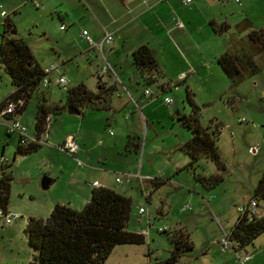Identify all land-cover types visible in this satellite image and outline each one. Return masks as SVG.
<instances>
[{
	"label": "rangeland",
	"instance_id": "rangeland-1",
	"mask_svg": "<svg viewBox=\"0 0 264 264\" xmlns=\"http://www.w3.org/2000/svg\"><path fill=\"white\" fill-rule=\"evenodd\" d=\"M200 2L202 4L197 9L195 6L185 7L181 0H175L170 6L161 3L162 9L158 13L152 15L154 10L143 17L140 15L146 7L138 10L134 7L133 10L129 0H114L109 5H113L120 14L128 13L129 18L135 21L131 28L141 37L143 35L139 30L149 23L146 18L150 15L154 21L158 17L173 15L185 26L190 22L194 31L204 27L207 34L213 32L207 22L209 17L218 21L227 18L232 24L243 21L238 0ZM37 3L33 0H0V45L5 20L2 13L5 12L16 25L15 37L28 43L41 68L46 70L52 65L61 68L67 78V86L51 84L44 91L49 105L66 108L51 114L47 132L42 135L41 148L25 156L16 155L20 138L18 134L10 136L7 133L6 125L10 121L0 120V178L5 173L13 176L8 214L18 215L11 224L0 220V264H30L33 261L36 251L30 246L26 234L28 220L47 219L54 203L67 201L72 197L73 190L85 184L83 175L88 171L92 175L86 181L132 175L129 183L115 184L119 191L133 200L129 229L148 232L144 245L116 247L115 250L134 252L136 257L131 263L112 257L107 264L166 261L175 248L172 235L180 229L190 235L194 249L177 264H238L234 251H224L221 243L227 239L240 216L238 208L253 200L254 190L264 173V55L257 56L260 72L243 81L234 88L236 94H231L234 90L231 89V81L218 66L217 59H212V45L205 50L209 53V61H203L199 51L188 41L187 47L180 49L194 66L203 65L204 77L200 73L184 81L177 78L174 72L168 73V76L160 72L156 76L158 84L148 85L134 63L123 67L122 72L120 64H117L115 74L119 73L125 86L117 81L118 92L113 102L115 110L110 113L88 110L84 116L74 115L69 113L66 105L67 90L83 83L96 92L99 82L97 72L107 65L99 52L91 53L81 34L87 31L93 39L90 28L102 26L85 0H37ZM67 11L69 16L64 14ZM60 15L64 16V20ZM179 15L183 17L177 18ZM231 36L234 35L226 32L213 37V44L225 47ZM107 58L113 65L110 55L107 54ZM177 66L184 65L177 61ZM115 74L114 79H117ZM109 75H105L103 80L109 81ZM187 88L201 107L202 126L208 127L213 120L221 126L218 146L226 165L224 172L207 159L199 161L196 173L187 168L190 159L181 146L193 137V133L180 121L181 117L191 113L186 101ZM147 90L152 92V96L145 94ZM13 91L11 79L0 61V101ZM167 97L173 100L169 106L164 102ZM234 97L232 107L228 98ZM38 100L35 94L23 114L15 118L31 137L36 132ZM129 129L139 139L138 152L126 150ZM48 131L50 135L46 140ZM68 135H71L68 138H76L83 167H79L72 156L58 149ZM83 154H88L91 159L86 160ZM215 174H222L224 181L210 191L196 179L197 175ZM45 177L53 181L47 190L42 187ZM155 178L170 180L154 192L150 181ZM146 193L152 194L150 202L146 200ZM74 201V207L82 210V200ZM140 208H144L146 213L140 214ZM160 211L165 213L163 217ZM260 216H264L263 203L258 209ZM163 229L166 232L160 231ZM246 250L255 254L248 264H264V234ZM149 252L151 258L148 257Z\"/></svg>",
	"mask_w": 264,
	"mask_h": 264
},
{
	"label": "trees",
	"instance_id": "trees-1",
	"mask_svg": "<svg viewBox=\"0 0 264 264\" xmlns=\"http://www.w3.org/2000/svg\"><path fill=\"white\" fill-rule=\"evenodd\" d=\"M216 34L222 35L231 30L228 24L217 28L211 23ZM238 35L247 33L242 38V46L237 52H226L217 58V64L231 81L232 89L243 81L257 75L260 67L256 56L264 55V29H255L252 23L245 19L235 28ZM17 35V28L13 20L6 16L4 33L0 45V61L5 72L10 77L14 91L1 104L22 101V113L35 94L38 95V108L35 124V134L40 140L47 132L51 114L59 113L64 108L60 105H49L46 92L42 86L46 74L35 60L28 43ZM133 62L148 85L156 83V76L160 67L155 52L148 46L142 45L133 52ZM118 92L116 84H107L99 78L98 89L93 92L83 83L67 90L66 105L74 106L80 112L97 110L113 111L114 97ZM233 107L234 98H228ZM186 101L191 108L188 116L180 121L192 133L193 137L181 146V150L189 157L188 169L196 173L201 159L212 161L220 172L226 171L218 141L221 126L214 120L208 127H203L200 121L201 107L195 102L194 95L189 88ZM128 152H138L140 143L138 138L130 137L127 143ZM41 148L38 143L23 146L20 142L16 155H29ZM197 181L205 189L213 190L223 181L222 174L211 176L197 175ZM169 180L154 179L150 181L152 190L158 191ZM12 174H3L0 178V210L8 213L10 203ZM152 194L148 193L146 200L151 201ZM253 201L260 207L264 204V173L257 184ZM133 200L117 191L107 188H95L89 203L82 209L76 210L69 205L56 204L47 219L30 218L26 234L36 255L30 264H106L116 247L120 245H144L146 236L143 233L129 231ZM264 234V216L240 215L235 226L228 235L233 251L245 250L248 246ZM175 246L166 261L149 262L148 264H177L188 252L194 249L190 235L182 229L172 235ZM151 258V253L148 254Z\"/></svg>",
	"mask_w": 264,
	"mask_h": 264
},
{
	"label": "crops",
	"instance_id": "crops-1",
	"mask_svg": "<svg viewBox=\"0 0 264 264\" xmlns=\"http://www.w3.org/2000/svg\"><path fill=\"white\" fill-rule=\"evenodd\" d=\"M113 1L114 0H85V2L87 3L88 7L91 10V13L94 15V17L97 19V21L102 26V27L99 26L98 29L90 28L92 30L91 33L93 34V39L98 43L103 39L106 32H111L114 34V43L111 46L106 47L105 53H106V58H107V54L110 55V60L112 59V64H113L112 66L114 67V69L117 68V64L118 65L120 64L119 65L120 66L119 67L120 72H122L123 67H128V64H130L131 62L134 63L132 55H133V52L135 50H137L142 45H148L155 52L156 58H157L158 63H159L160 72L164 73V75L166 74L165 76H168V73L174 72V73H176L177 78H180L181 80H184V81L191 78L192 76L198 75L200 73H202V75L204 77V67H202L203 65H201V66L195 65L194 66L191 63V61L188 59V57L184 54L183 49H180L181 47L186 48L187 44H188L187 42L191 41V44L194 46V48L196 50L199 51V53L201 55V59L204 61L205 59H207V57H209V56H207V55H209V53H205V50L206 49L208 50L209 49L208 46L212 45L210 48L211 49V55H212V57L214 56L212 59L216 60L220 55H222L226 52H229V51L230 52H237V51H239V49L242 46V43H241L242 38H245L247 36V33H244L242 35H238L235 31L236 26L238 24H240L242 21L239 23H236V24H232V23H230V21L227 18H224V19H221V21H218L215 17H209L207 19V22H208L209 27L211 29H212V26H211L212 22L216 23L217 28L221 27L223 24H228L231 27V30L228 32L231 33L232 35H234L233 37L231 36V39L228 42V45H226L225 47L222 46L221 44H220V46H217V45L215 46L213 44V43H215L214 42L215 38H213V37L220 36V35L216 34L213 31V29H212V31H213L212 34H207L206 29L204 27H201V28L194 31L191 27L190 22L187 26H185V24L182 21H180V22L183 23L184 28H178L176 26V22H175L177 19H175V16H173V15L172 16L167 15V17H161L160 19L158 17V18H156L158 20H155V21L152 18H150V17H153L150 15L149 18H146V20H149V23L148 22H147L148 24L145 23L146 26L142 27L141 30H139V32H141L143 35L141 37L139 35H136V33H135L136 31L133 28H131L134 26L135 21L133 22L129 18V14L126 12L123 14L122 13L120 14L116 10V8L114 9L113 5H109ZM122 1H124V0H122ZM174 1L175 0H129V3L133 7V10H134V7L137 10L139 8L146 7V9L140 15V17H143V16L147 15L148 13H151V11H154V10L155 11L152 13V15L158 13L162 9V7L160 6L161 3H166L167 5L170 6V4H173ZM33 2L38 4L37 0H33ZM181 2H182V0H181ZM238 3L240 5L239 9H241V11H242L243 20L248 19L252 23V25L255 29H264V0H238ZM201 4H202V2H200V0H193V3L189 8H191L192 6H195V8L197 9L198 6ZM13 10H15V7L13 8ZM14 13H16V12H14ZM6 14L8 17H10L9 13H6ZM64 14L66 16H69L68 15L69 11H67ZM60 16L63 17V20H64V16H62V15H60ZM182 17L183 16L179 15V17H177V18H182ZM3 18H6V17L3 16ZM144 21H145V19H144ZM135 35L139 36V38L135 39V37H136ZM213 47H215V48H213ZM87 48L89 49V46ZM95 54H96V52H95ZM257 58L258 57L256 56V58H255L256 61H257ZM107 60H108V58H107ZM113 60H115L117 63H114ZM207 60L209 61V59H207ZM177 61L181 65L183 64L185 67L184 66L178 67ZM115 75H116L117 79H114L113 74H110L109 75V77H110L109 81L103 80L104 77H102L101 78L102 82L109 83V84H116V86H117V83H118L117 81H119L120 83H122L125 86V82L120 78L119 73L116 72ZM97 76L99 77L98 72H97ZM154 84H158V78H156V83H154ZM170 88L171 87L169 86V89ZM162 89L164 92L166 91L165 90V84L162 85ZM231 89H232V87H231ZM229 90H230V88H229ZM230 93L236 94V89L231 90ZM145 94H146V92H145ZM147 96H152V95H147ZM5 99L1 100L0 104ZM164 102H165V100H164ZM113 108H114V106H113ZM114 110H115V108L113 109V111ZM87 111H83L80 115L84 116ZM113 111H111V112H113ZM23 112L19 113L18 116L23 114ZM108 113H110V112H108ZM128 119L129 118L126 116V120H128ZM49 120H50V118H49ZM108 122H110V119H108ZM1 124L2 123H0V125ZM6 128H7V125H6ZM6 131H7V133H9L8 128ZM14 134H16V133H14ZM14 134H9V135L12 136ZM49 135H50V133L48 131V134L45 135L46 140H48L47 138L49 137ZM110 135H112V134H110ZM18 136H19V134H18ZM69 136H71V135H68L67 137H65L61 141L60 145H63ZM134 136H135V133H132L129 129L126 133L127 143H128V139L130 137H134ZM19 138H20V136H19ZM34 138L38 139L36 134H35ZM41 139H42V136L40 138V141H41ZM60 145H58V146H60ZM126 146H127V144H126ZM126 150H127V147H126ZM130 153H132V152H130ZM83 157L86 160L91 159L88 154H86V155L83 154ZM77 158L82 161V159H80L79 156H77ZM74 160L77 162V160L75 158H74ZM90 175H92L90 171L85 172L83 175L85 184L80 189H78L76 191L73 190L71 192L72 197H70V199H67V201H64V202L63 201H57L56 203H54V206L56 204H64V205H69L76 210H81V209H78V207H74L73 202H75L74 200H78V201L82 200V202H83L82 209H83L89 203V201L92 198V194H93V191L95 189L93 184L96 182L100 185V187H107V188H110V189L117 191L118 193H120L122 195H125L117 189L115 183H118L117 182L118 178L124 177L127 175H121L120 177H117L116 179H111V180L101 178V179H94V180L92 179L91 181H86V180H88L89 177H91ZM128 175H130V174H128ZM155 179H159V178H155ZM167 180H170V179H167ZM50 181L52 184L53 181L51 179H50ZM123 183H121V184H123ZM125 183H127V182H125ZM51 184H50V186H51ZM125 196L129 197L128 195H125ZM52 210H51V212H52ZM159 213H160L161 217H163L165 215V213L163 211H160ZM129 231L135 232V233H143L144 232V231H131L130 229H129ZM254 250H255V248H254ZM245 251L248 254L252 255V258L246 263V264H248L249 262L253 261L255 254L253 252H249L246 249H245ZM133 254H134V252H130L127 250H114V252L110 256L108 261L112 257H118V258H120V260L123 263L124 262L131 263L136 257V256H133ZM206 256H209V255L206 253ZM106 264H107V262H106Z\"/></svg>",
	"mask_w": 264,
	"mask_h": 264
},
{
	"label": "built area",
	"instance_id": "built-area-1",
	"mask_svg": "<svg viewBox=\"0 0 264 264\" xmlns=\"http://www.w3.org/2000/svg\"><path fill=\"white\" fill-rule=\"evenodd\" d=\"M193 3V0H182V4L185 7H190ZM3 16H7V14L4 12L2 13ZM176 26L178 28H184V25L179 20H176ZM61 29H65V27H61ZM82 38L87 42L89 46V50L91 53L99 52L100 55L103 57L107 65L103 66L99 72L98 75L100 78L104 77L108 74H114L115 70L114 67L108 62L106 58V47L111 46L114 43V34L111 32H106L103 39L100 42H95L90 34L87 31H83L81 34ZM45 71V78L43 79L42 86L44 88H49L51 84L65 87L68 84L67 78L64 75V73L61 71V68L57 65H52L48 67ZM55 75L56 77L53 79L51 76ZM146 95H152V92L147 90ZM165 103L169 106L173 103V100L171 98H166ZM24 103L22 101L17 102H8L7 104H0V120H9L10 124H7L8 132L9 134H19L20 136V143L23 146H29L30 144L38 143L41 144V141L39 139H36L34 137L29 136L27 129L21 124L20 121L16 120L15 118L18 116L19 112L23 108ZM112 134V133H111ZM58 149L61 151L66 152L68 155L75 158L78 162V165L80 167L84 166V162L79 160L77 158L79 153V145L77 141L73 138H68L63 145L58 146ZM131 175H127L124 177H120L117 179L118 183L123 182H130ZM94 188L100 187V185L96 182L93 184ZM148 193H146V196ZM258 205L255 201H251L248 205L238 208V212L240 215L247 214L249 217L252 216H258ZM140 214H145L146 210L144 208H140L139 210ZM15 218H18V215H10L4 213L2 210H0V220L4 219L5 224H11ZM161 232H166L165 229L160 230ZM143 234L146 236L148 232L144 231ZM222 244V248L224 251H227V249H232V243L229 240V237L227 236V239L224 240ZM233 250V249H232ZM236 255V260L238 264H246L251 258L252 255L248 254L245 250H239L234 251Z\"/></svg>",
	"mask_w": 264,
	"mask_h": 264
},
{
	"label": "water",
	"instance_id": "water-1",
	"mask_svg": "<svg viewBox=\"0 0 264 264\" xmlns=\"http://www.w3.org/2000/svg\"><path fill=\"white\" fill-rule=\"evenodd\" d=\"M68 111H69L70 114H74V115H80L81 114L80 110H78L74 106H69L68 107ZM50 184H51V181H50L49 178L46 177V178L43 179L42 187H43L44 190H47L49 188Z\"/></svg>",
	"mask_w": 264,
	"mask_h": 264
}]
</instances>
